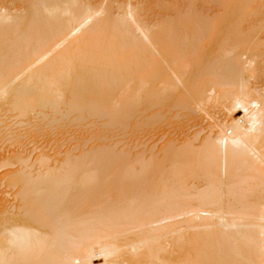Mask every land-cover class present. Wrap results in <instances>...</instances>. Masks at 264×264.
Returning <instances> with one entry per match:
<instances>
[{
	"label": "bare ground",
	"instance_id": "bare-ground-1",
	"mask_svg": "<svg viewBox=\"0 0 264 264\" xmlns=\"http://www.w3.org/2000/svg\"><path fill=\"white\" fill-rule=\"evenodd\" d=\"M0 264H264V0H0Z\"/></svg>",
	"mask_w": 264,
	"mask_h": 264
},
{
	"label": "rangeland",
	"instance_id": "rangeland-1",
	"mask_svg": "<svg viewBox=\"0 0 264 264\" xmlns=\"http://www.w3.org/2000/svg\"><path fill=\"white\" fill-rule=\"evenodd\" d=\"M244 57H246V56H244Z\"/></svg>",
	"mask_w": 264,
	"mask_h": 264
}]
</instances>
